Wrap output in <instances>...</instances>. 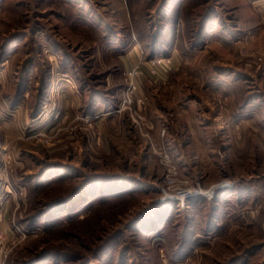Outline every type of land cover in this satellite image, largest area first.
<instances>
[{"label":"rangeland","instance_id":"rangeland-1","mask_svg":"<svg viewBox=\"0 0 264 264\" xmlns=\"http://www.w3.org/2000/svg\"><path fill=\"white\" fill-rule=\"evenodd\" d=\"M0 264H264V0H0Z\"/></svg>","mask_w":264,"mask_h":264},{"label":"built area","instance_id":"built-area-1","mask_svg":"<svg viewBox=\"0 0 264 264\" xmlns=\"http://www.w3.org/2000/svg\"><path fill=\"white\" fill-rule=\"evenodd\" d=\"M168 63L169 60L167 59L153 58L148 64L152 67H167ZM141 64L139 63L138 65H135L134 68L125 71L123 74L125 83V90L123 92V97L121 98L123 107L132 103V94L139 88ZM152 72L154 73V69ZM159 157L161 162L166 166L165 175L162 177V181L155 186L161 193L162 201H174L180 209L184 208L186 203L194 197L204 195L199 179H195L192 183L178 179L175 168L170 163L169 157L160 154Z\"/></svg>","mask_w":264,"mask_h":264},{"label":"crops","instance_id":"crops-1","mask_svg":"<svg viewBox=\"0 0 264 264\" xmlns=\"http://www.w3.org/2000/svg\"><path fill=\"white\" fill-rule=\"evenodd\" d=\"M87 7H89V4H87L86 5ZM117 11L116 10H112L109 14H110V16H108V18H110L111 16H112V20H116V18H115V13H116ZM118 16H119V18H120V20L122 19L123 21H124V23H126L127 21H129V18H128V16H129V12H128V9L127 8H122L121 9V7H120V9H119V11H118ZM109 14H107V15H109ZM112 14V15H111ZM93 20V19H92ZM92 22H94V23H96L95 22V20L94 21H92ZM98 22H99V24H105L106 22H104V21H101V19L99 18V20H98ZM99 26V25H98ZM102 28H98V30L99 31H102L101 30ZM126 34H128L127 32H126ZM131 35H128V37H130ZM128 37L126 38V40L124 41L125 42V44H124V46H123V48L121 49V51H119L118 50V47H115V48H112V50H114V51H116V52H121V53H124V54H128V53H130V55H131V58H128L127 56L125 57L124 56V59L122 60L123 62V66H125V68H128V67H131V64H133L134 62H135V60L137 59V57H138V54H137V50H136V46L139 44V42L137 43V41L135 40H132V38L131 39H129L128 40ZM170 57V61H171V65H172V67L173 66H176V63H177V56L173 53L172 55H170L169 56ZM93 102H94V104L95 103H97V104H99V103H101V102H99V100L98 101H95L94 99H93ZM93 103H92V105H90V103L87 105V107H88V109H87V112L86 113H84V115L85 116H88V118L89 117H91L90 116V114H93V112H95V110L92 112V111H90V109L91 108H98V107H96L95 105H94ZM105 107V106H104ZM103 106H102V109L104 108ZM101 110V109H100Z\"/></svg>","mask_w":264,"mask_h":264}]
</instances>
